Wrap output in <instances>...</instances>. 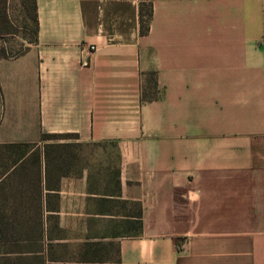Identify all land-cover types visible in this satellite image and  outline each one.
<instances>
[{
    "label": "crops",
    "instance_id": "obj_1",
    "mask_svg": "<svg viewBox=\"0 0 264 264\" xmlns=\"http://www.w3.org/2000/svg\"><path fill=\"white\" fill-rule=\"evenodd\" d=\"M140 1L35 0L36 44L0 58V145L71 135L117 160L119 198L90 193L87 169L45 189L41 167L36 245H115L90 264H264V0H151L144 35ZM26 157L0 166V203L31 188ZM113 200L138 205V230L122 231L137 209L97 208Z\"/></svg>",
    "mask_w": 264,
    "mask_h": 264
},
{
    "label": "trees",
    "instance_id": "obj_2",
    "mask_svg": "<svg viewBox=\"0 0 264 264\" xmlns=\"http://www.w3.org/2000/svg\"><path fill=\"white\" fill-rule=\"evenodd\" d=\"M25 4H26V10L28 11L29 14L28 19L31 23V38L29 39V43L33 45L36 44L37 42V32H38V23L36 17V2L35 0H26ZM151 15H152L151 0H141L138 6V18L140 25L139 32L141 35H144L148 32ZM8 23H9V19L6 12V0H0V34L11 33V30H13V26L11 28V26L9 25L8 28L6 26V24L8 25ZM2 25H5L6 30L8 31L4 30V32H2L3 31L2 30L3 28L1 27ZM27 49L28 47L15 53L14 55H6L8 53L5 50H2L0 54V58L19 56L22 53H24ZM49 137H72V136L43 134L41 140L43 141ZM29 145L30 144H2L0 145V149L1 148L6 149L12 147L21 148V147H28ZM77 145L79 147V144ZM93 145L96 147L104 148V146H101L100 144H93ZM57 147L61 148L57 151L60 154L58 159H60V157L62 156L64 157L67 156L68 148L71 146L67 144H60ZM21 157L23 156L18 157L17 160L21 159ZM42 157L44 159L48 157L45 148L42 153ZM35 158H37V160L35 161L36 166L33 171V182L31 184V188L27 190L19 189V192L15 189V193H14L15 201L13 202V204L11 202H8L7 200L5 202L0 203V249L7 248V245L9 243L10 244L13 243L14 245L13 247L15 248L18 247L17 250L16 249L12 250L14 257H16L15 258L16 261L12 262V264H25L24 262L29 260H33L35 264H90L93 262L95 258L100 260L101 257H95V251L98 245L89 244V243H85L81 245L78 249L73 250L72 247H69L67 245L56 246L48 242L45 249V255L42 254L40 244H39V248L37 249L32 248L33 245H36V243L42 241V236L39 231V228L42 223L41 207L39 205V195L41 192V186H40L41 167H43L44 187H46L45 189H49L50 187L47 184L48 170L46 168L45 163L42 162L40 164V158L38 159V156ZM61 176H68V174L66 173L61 174L59 177ZM118 176L119 173L117 169L115 172H113V178L111 180V183L113 184V188H112L113 190L105 188L102 191V193H100L102 196L104 197L108 196L112 198L120 197ZM90 185H91V178L88 177V191H90L91 193L92 190L90 189ZM109 201L107 200V202ZM113 203L119 206H123V208L128 204L125 201L120 202L119 200H113ZM132 208L134 210L137 209L136 212L133 213L135 214V217H137V220L131 223L130 228H128L127 226V230H129V232L127 233H130L131 230H138L140 228V221H139L140 209L138 205H134ZM131 215L132 214L130 212V214L125 216H131ZM123 223L129 224L130 221ZM52 226H53L52 228L55 230L56 226L55 225ZM16 232L18 235L15 234L14 237L12 233H16ZM47 239L49 240V234L46 237V240ZM37 246L38 245H36V247ZM59 249H62L63 251ZM55 251L59 253L55 255Z\"/></svg>",
    "mask_w": 264,
    "mask_h": 264
},
{
    "label": "rangeland",
    "instance_id": "obj_3",
    "mask_svg": "<svg viewBox=\"0 0 264 264\" xmlns=\"http://www.w3.org/2000/svg\"><path fill=\"white\" fill-rule=\"evenodd\" d=\"M26 0H6V12L9 19L8 25L13 26V30L11 33H3L0 34V54L2 50H5L8 54L6 55H14L15 53L23 50L26 47H29L31 44L29 43V39L31 38V23L28 19V11L26 10ZM6 26L2 25V32L6 30ZM10 28V29H11ZM8 31V30H6ZM153 76L151 73H148L144 77V89L140 94V98L143 101H148L155 97L154 85H153ZM60 144H67L71 147L68 148L67 156H62L59 158V146ZM73 140V138L69 137H49L43 140L38 145H29L28 147H12V148H1L0 149V166L4 168H9L14 165L18 160L17 158L27 154V157L24 158L22 165L25 163L29 165L30 170L32 172L35 169L36 163L35 161L40 158V164L43 162L46 165L48 170L49 179H57L61 174L68 175H79L81 174L83 169H87L88 177L91 178L90 189L93 193H102L105 188L112 189L113 184L111 180L113 178V172L117 170V160L114 156L104 155L107 151L102 147H96L94 145L89 144H79ZM73 146V147H72ZM44 148L47 152L48 157L43 158L42 153ZM66 150V149H65ZM64 150V151H65ZM104 153V154H103ZM22 158V157H21ZM17 160V161H16ZM21 165V166H22ZM20 165L17 166L15 170H18ZM0 173H2L3 169L0 168ZM15 170L12 171L14 175ZM113 190V189H112ZM126 210L129 212H134L135 210L132 206H124ZM99 211L108 213H123V206H119L114 203H107L104 206L98 207ZM115 222V221H114ZM130 222L128 224V228L131 226ZM119 223L115 222H104L98 223L93 226L94 228H98L100 230H105L109 234L114 233V226ZM125 225L122 223V231H125ZM116 230H119L118 228ZM120 229V232H122ZM129 232V230H127ZM15 237L16 233H12ZM12 244H8L7 248L0 249V264H12V262L16 261V257L12 253V250L18 247H13ZM33 249L39 248V245H33ZM63 251L62 249H59ZM7 252V253H5ZM59 252L55 251V255ZM6 254V255H3ZM95 257L107 258L111 263V261L115 258V245H99L95 251ZM25 264H35L33 260H29L24 262Z\"/></svg>",
    "mask_w": 264,
    "mask_h": 264
}]
</instances>
